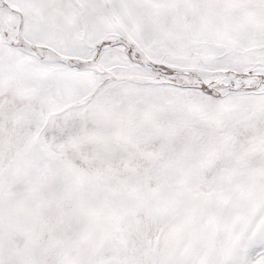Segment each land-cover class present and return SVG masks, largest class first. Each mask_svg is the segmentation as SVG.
<instances>
[{
    "label": "snow or ice",
    "instance_id": "1",
    "mask_svg": "<svg viewBox=\"0 0 264 264\" xmlns=\"http://www.w3.org/2000/svg\"><path fill=\"white\" fill-rule=\"evenodd\" d=\"M0 264H264V0H0Z\"/></svg>",
    "mask_w": 264,
    "mask_h": 264
}]
</instances>
